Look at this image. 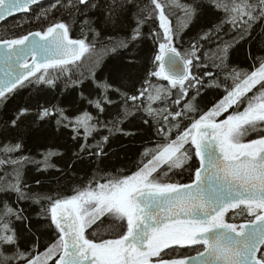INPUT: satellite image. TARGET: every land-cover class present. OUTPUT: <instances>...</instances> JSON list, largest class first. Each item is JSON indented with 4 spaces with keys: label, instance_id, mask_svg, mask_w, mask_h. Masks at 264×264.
Instances as JSON below:
<instances>
[{
    "label": "snow or ice",
    "instance_id": "obj_1",
    "mask_svg": "<svg viewBox=\"0 0 264 264\" xmlns=\"http://www.w3.org/2000/svg\"><path fill=\"white\" fill-rule=\"evenodd\" d=\"M205 6L218 18L184 46ZM18 14L37 24L0 34V105L60 79L80 89L64 103L37 101L36 118L68 129L75 160L95 168L71 196L34 191L23 176L37 163L26 145L0 143V264H264V0H0V23ZM125 24L124 39L110 34ZM146 39L154 50L141 60ZM241 42L248 67L230 61ZM209 89L218 90L210 107ZM29 112L17 106L4 130H18ZM125 122L144 133L131 169L107 151L115 133L137 138ZM56 154H44L45 168ZM21 201L40 206L35 230L18 226L29 219Z\"/></svg>",
    "mask_w": 264,
    "mask_h": 264
},
{
    "label": "trees",
    "instance_id": "obj_2",
    "mask_svg": "<svg viewBox=\"0 0 264 264\" xmlns=\"http://www.w3.org/2000/svg\"><path fill=\"white\" fill-rule=\"evenodd\" d=\"M54 1L42 2V4L47 7L49 4ZM103 2V0H101ZM57 18H59V13L56 10H53V13ZM183 13L180 9L174 10L173 23L179 24L180 21L177 19L178 16H182ZM219 16V13L214 12L205 6L204 12L201 13V18L197 23L185 31L181 35V44L184 46L187 45V42L196 35V32L200 30L201 27L210 26V23L216 20ZM65 19H70L67 14H64ZM98 19V17H94ZM37 21L29 20L25 18L24 14L17 15L7 19L0 25V34L7 32H22L28 28L35 29ZM101 27H103L101 25ZM81 23L79 18H77V23L73 26L72 35L74 37L80 36ZM86 34L87 28L85 26ZM127 25L122 29L111 30L110 34L113 35L116 39H124L127 32ZM107 41V37H105ZM242 44L238 45L231 53L230 61L232 63H237L241 67H248L250 61L247 60V49L249 47L248 42H241ZM258 43V42H257ZM180 47V44L177 45ZM137 52L141 56V60L144 57H151L154 50V45L151 39H146L142 44L137 46ZM103 62L107 64L108 68L113 67L111 62L110 55L108 53L101 52ZM138 68L141 67V64L138 63ZM213 71H216L213 69ZM101 77H106L108 75L107 71H102L98 73ZM141 75L143 73L141 72ZM153 79L154 84H166L164 81L158 79ZM139 88L140 85L138 84ZM145 87H148L145 85ZM259 87V86H257ZM80 89H73L69 85H65L63 79L57 81L56 87H49L47 85H31L25 88L20 89L18 94L11 100V102L6 106L0 105V143H6L7 141H22L25 145V155H28L32 160L37 163H29L23 169V176L26 182L31 185L32 190L43 192V193H52L56 194L59 192L64 196H71L74 194V190L83 186L86 182V179L91 176L93 169L95 168V163H89L87 158L84 161L75 160L73 153L78 150L79 141L73 140L71 138V133L68 129L58 128L54 120H47L42 122L36 118L37 101L40 104H44L45 101H50L51 104L64 103L67 99L75 95V92H78ZM255 91V89L253 90ZM218 90L209 89L207 92L203 93L205 103H208V106H211L210 102H213L217 99ZM251 95V93H249ZM145 105L148 101L145 100ZM19 107H26L30 109L29 114L26 117H21L23 123H21L20 128L15 132L9 134L3 128V122L7 119V116L14 114V109ZM154 107L161 106L160 101H156L153 105ZM65 107H68L71 111L75 112L77 108L81 107L79 104L76 106H71L65 104ZM84 109L88 110L90 113H94L95 109H89L88 105L85 104L82 106ZM83 115V113H79ZM143 113L137 114L134 117H131L130 120H134L136 125L141 123L140 117ZM43 123V127H41ZM124 128H132L134 131H138V136L135 140L130 141L129 137L122 136L119 133H115L110 140V145L107 148L109 155L112 157L111 163L116 165V167H126L133 168L134 163L138 159L137 149L141 148V144L144 143L140 139V136H143L144 133L142 129H136L135 125L125 122L122 125ZM147 127V125H144ZM81 136H83L84 129L80 128ZM103 134H107L106 131ZM96 138H99L100 133H94ZM93 139L89 137L88 143H93ZM49 150L57 153L56 155L51 156L48 159V164L53 165L54 167L45 168L44 166V154ZM4 154L0 152V157ZM187 175V174H185ZM0 176H3L2 170H0ZM39 181V184L36 182ZM18 208H22L24 215L29 219L23 224L18 225L23 229H27L29 222L33 225V230L38 227L37 225V216L40 213V206L35 203L21 201L20 204L16 205ZM90 231V229H89ZM43 242H47L45 237ZM43 250V249H41Z\"/></svg>",
    "mask_w": 264,
    "mask_h": 264
},
{
    "label": "water",
    "instance_id": "obj_3",
    "mask_svg": "<svg viewBox=\"0 0 264 264\" xmlns=\"http://www.w3.org/2000/svg\"><path fill=\"white\" fill-rule=\"evenodd\" d=\"M46 1H54V0H41V3H42V2H46ZM18 15H21V14H18ZM16 16H17V15H16ZM9 18H11V17H9ZM9 18H8V19H9ZM2 23H3V22H2ZM2 23H0V25H1Z\"/></svg>",
    "mask_w": 264,
    "mask_h": 264
}]
</instances>
